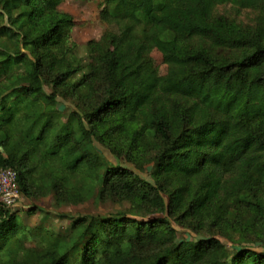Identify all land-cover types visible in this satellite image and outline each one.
<instances>
[{
	"label": "trees",
	"instance_id": "trees-1",
	"mask_svg": "<svg viewBox=\"0 0 264 264\" xmlns=\"http://www.w3.org/2000/svg\"><path fill=\"white\" fill-rule=\"evenodd\" d=\"M65 1L0 0V172L20 198L130 210L74 219L79 254L38 227L46 252L20 258L27 229L0 201L4 264H264V0H104L86 59Z\"/></svg>",
	"mask_w": 264,
	"mask_h": 264
},
{
	"label": "rangeland",
	"instance_id": "rangeland-1",
	"mask_svg": "<svg viewBox=\"0 0 264 264\" xmlns=\"http://www.w3.org/2000/svg\"><path fill=\"white\" fill-rule=\"evenodd\" d=\"M103 4L104 0H66L60 7L61 11L70 14L75 20L72 41L78 46V54L85 59L88 56L85 45L91 40H99L108 30V26L99 18ZM218 12L235 18L237 21L245 24H251L256 16L255 12L251 10H238L231 5L219 7ZM149 68L160 77H165L168 73V66L163 60L162 53L157 49H154L150 54ZM66 106L67 108L63 113L65 118L71 112V108H69L68 105ZM64 108V106L61 107V109ZM99 150L104 152V155L110 162H115V160L106 153L107 151H103L101 148H99ZM31 207L41 208L45 214L40 211L33 215L27 214V211ZM11 210L18 213L22 224L27 229L28 242L24 244L16 239H11L8 248L11 253L18 251L21 258L25 251L32 254H44L46 252L49 245L40 239L41 236H34L38 227H41L43 232L45 230H48L50 233L53 232L58 241L64 243L72 241L74 244L76 242L77 244L74 247V252L75 254H79L87 243L88 235L85 236L83 231L71 228L74 219L80 216H108L120 210L124 212L128 211L130 208L127 205L117 206L108 202L102 204L97 200H90L79 205L57 206L51 197L39 199L22 197L18 204ZM180 234L182 235L181 237L187 240L193 238V235L187 232H181ZM5 256L3 253L0 254V264H4V262L8 261V257L6 258ZM20 258H18L17 261H20ZM75 262L77 263V258L73 256L67 264H74ZM41 264H51V262L44 261Z\"/></svg>",
	"mask_w": 264,
	"mask_h": 264
},
{
	"label": "built area",
	"instance_id": "built-area-1",
	"mask_svg": "<svg viewBox=\"0 0 264 264\" xmlns=\"http://www.w3.org/2000/svg\"><path fill=\"white\" fill-rule=\"evenodd\" d=\"M20 192L17 187V174L12 169L0 172V201L7 209L14 208L20 200Z\"/></svg>",
	"mask_w": 264,
	"mask_h": 264
},
{
	"label": "crops",
	"instance_id": "crops-1",
	"mask_svg": "<svg viewBox=\"0 0 264 264\" xmlns=\"http://www.w3.org/2000/svg\"><path fill=\"white\" fill-rule=\"evenodd\" d=\"M21 199V198H20ZM20 201V200H19Z\"/></svg>",
	"mask_w": 264,
	"mask_h": 264
}]
</instances>
